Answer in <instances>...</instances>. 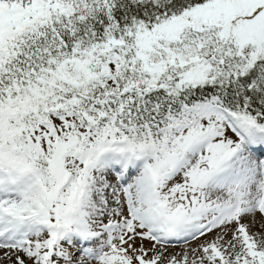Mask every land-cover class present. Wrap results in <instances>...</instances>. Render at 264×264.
<instances>
[{"label": "snow or ice", "instance_id": "6c2138e0", "mask_svg": "<svg viewBox=\"0 0 264 264\" xmlns=\"http://www.w3.org/2000/svg\"><path fill=\"white\" fill-rule=\"evenodd\" d=\"M0 264H264V0H0Z\"/></svg>", "mask_w": 264, "mask_h": 264}]
</instances>
